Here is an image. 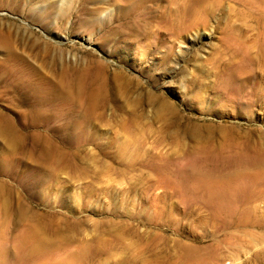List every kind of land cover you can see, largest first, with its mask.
Wrapping results in <instances>:
<instances>
[{
  "label": "rangeland",
  "instance_id": "1",
  "mask_svg": "<svg viewBox=\"0 0 264 264\" xmlns=\"http://www.w3.org/2000/svg\"><path fill=\"white\" fill-rule=\"evenodd\" d=\"M98 2L95 30L79 1L48 30L0 7V21L60 43L67 61L107 68L102 119L72 134L15 124L13 149L0 134V264H264V12L157 2L102 45L117 15ZM191 159L205 163L196 184ZM227 181L237 200L223 214L197 185ZM36 240L51 249L33 254Z\"/></svg>",
  "mask_w": 264,
  "mask_h": 264
},
{
  "label": "bare ground",
  "instance_id": "2",
  "mask_svg": "<svg viewBox=\"0 0 264 264\" xmlns=\"http://www.w3.org/2000/svg\"><path fill=\"white\" fill-rule=\"evenodd\" d=\"M59 1L61 5L58 4ZM72 1H79L82 6L79 11L89 15L85 22L88 27L95 30L101 25V18L97 16L101 5H95L99 0H0V7L24 12L26 18L36 21L48 30L53 23L63 24L62 17L67 9L69 10ZM163 1L178 4V0H108L109 4L116 6L117 20L115 25H107V28H104L105 33L102 31L104 34L100 35L101 44L107 45L113 40V34H116L117 38H124L133 33L122 20L127 13L136 8L154 10L153 3ZM193 1L196 6L194 14L201 16L204 13L203 4L208 0ZM238 2L243 10L248 8L246 6H250L258 8H255L257 11L252 9V13L264 12V0H238ZM35 3H40V7L34 8L35 5L31 7ZM239 11V15L243 17L244 14ZM111 15L107 13V19ZM259 17L256 19L259 22L264 19V15ZM18 25L0 21V134L9 141L10 147L13 149L16 146L22 134L18 132L15 124L48 126L61 124L62 127L56 128L58 132L71 131L72 134L77 126L96 118L102 119L103 109L107 103V68L104 61L90 56L78 62L67 61L64 57L65 50L60 43L40 38L35 32L31 30L28 32L24 30L26 28L23 29ZM173 26L174 31L180 34L178 14ZM262 26L264 28V25ZM140 31L146 33L144 29ZM260 38L264 41V37ZM48 126L45 131L47 134L50 133ZM51 131L54 134V127ZM188 165L189 169L192 168L190 180L196 184L199 182L196 174L201 167H205V163L191 159ZM197 187L205 188L202 196L211 200L218 211L221 213L224 211L223 214L232 210L237 200V184H232L230 181L226 184L204 183ZM45 247L51 246L45 241L36 240L31 250L36 254ZM80 254L71 256L69 260H78ZM0 259L3 257L1 256Z\"/></svg>",
  "mask_w": 264,
  "mask_h": 264
}]
</instances>
